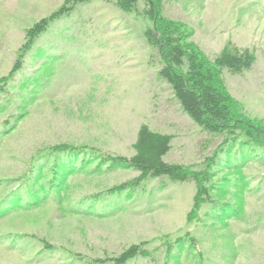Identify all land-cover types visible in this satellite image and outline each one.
<instances>
[{
    "label": "rangeland",
    "instance_id": "1",
    "mask_svg": "<svg viewBox=\"0 0 264 264\" xmlns=\"http://www.w3.org/2000/svg\"><path fill=\"white\" fill-rule=\"evenodd\" d=\"M64 1L0 0V78L8 77L0 89V264H89L133 243L179 238L168 255L164 246L157 260L128 264H264V136L229 142L182 110L157 75L148 17L115 0L78 4L10 76L26 30ZM161 15L204 56L227 45L256 51L250 70L223 77L233 119L263 132L264 0H162ZM143 123L173 135L167 161L200 169L217 160L211 201L195 209L196 183L166 178L109 192L140 173L104 157H131ZM60 143L85 149L65 157L52 152Z\"/></svg>",
    "mask_w": 264,
    "mask_h": 264
},
{
    "label": "trees",
    "instance_id": "2",
    "mask_svg": "<svg viewBox=\"0 0 264 264\" xmlns=\"http://www.w3.org/2000/svg\"><path fill=\"white\" fill-rule=\"evenodd\" d=\"M91 1L65 0L57 10L28 28L26 30V43L21 48L17 65L13 68L10 76L12 77L22 68L24 57L55 20L74 11L78 4L90 3ZM142 1L143 8L139 6L140 0H115V4L122 11H136L154 22V26L146 30V37L158 49L161 57V67L157 75L169 84L182 110L204 131L214 136H229L227 138L229 142L241 137L242 134L251 138L256 137V134L263 137L264 129L263 132L261 129L259 131L252 123H248V126H242L233 119L231 99L223 77L225 70L232 74H242L250 70L257 61L256 51L249 47L240 48L237 45H227L211 58L204 56L185 44L177 26L161 15L162 0ZM7 80L8 77L0 78V89H5ZM172 141V134L154 130L146 123L141 124L136 140L132 145L134 153L131 157H111L109 155L104 157L116 163L131 166L140 174L112 187L109 192L136 189L148 177L166 178L175 183L191 181L196 183L195 209L211 201L213 165L217 163V160L210 158L211 162H205V166L200 169L192 168L184 163L169 162L165 156L172 148ZM51 149L52 152L64 154L66 157L74 156L79 150L80 153H83L85 148L60 143L52 146ZM71 168L75 169L73 166L70 167V170ZM55 171L57 170L55 169ZM63 171L62 175L67 173L69 169L64 173ZM180 241L182 238L175 242H164L154 248L147 247L146 243H133L114 256L95 258L89 264H128L138 257L157 260L156 253L161 247L165 246V253L168 255L178 246ZM190 244L194 246L196 242L191 241ZM46 247L48 251L55 249V246L48 243H46ZM73 255H76L78 260H84L80 254Z\"/></svg>",
    "mask_w": 264,
    "mask_h": 264
}]
</instances>
